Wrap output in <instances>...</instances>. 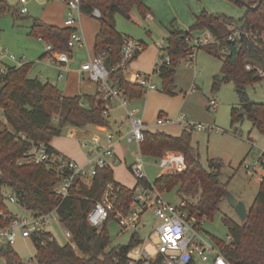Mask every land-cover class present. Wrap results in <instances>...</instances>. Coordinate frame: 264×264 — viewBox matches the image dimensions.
<instances>
[{
	"label": "trees",
	"instance_id": "16d2710c",
	"mask_svg": "<svg viewBox=\"0 0 264 264\" xmlns=\"http://www.w3.org/2000/svg\"><path fill=\"white\" fill-rule=\"evenodd\" d=\"M233 1L246 7L245 14L239 20L203 11L189 31H171L164 53L170 62L159 64L154 73L158 72L163 80V92L174 95L177 67L188 55L187 39L190 33L210 30L220 44H210L200 49L219 59H222L220 49L223 46L230 51L227 58L222 59L225 77L220 81L218 76L215 77L213 90L218 88L221 81L233 82L239 103L231 109L232 125L247 118L253 128L264 135V103L253 102L247 93L249 84L264 80V46H257L245 37L236 42L226 40L232 21L241 23L248 31H264V0ZM94 7L101 12L95 54H101L111 76L119 78V86L129 101L143 98L146 93L143 86L129 81L125 70L113 69L121 61L122 47L127 38L117 29V16L131 19L134 8L146 16L148 7L144 0H81L82 13L91 15ZM11 11L16 20L17 10L6 0H0V17ZM72 31V27L49 25L39 19H35L31 27V35L42 36L56 50L70 54L72 50L67 44ZM247 64L252 65L250 70ZM30 68L31 63L13 66L0 61V224L7 223L2 214L10 218L15 216L6 204L3 189L8 187L17 202L30 213L43 215L57 208L60 223L72 233L76 247L71 243L60 244L50 231L35 234L32 238L36 248L34 264H145L141 260L131 263L129 256L130 251L142 242L138 232L133 233L128 248L121 250L122 245L110 247L108 225L115 220L113 215L101 230L88 222V214L103 197L109 182L121 187L116 202L119 207H127L133 199L136 187L130 188L117 182L113 168L100 169L90 184L80 177L75 178L69 196L62 200L54 193L60 182L55 172L44 164H18V160L32 147L29 140H15L18 134H25L27 139L35 142L46 143L49 150L55 152L50 143L62 134L65 126L86 128L89 125H109V119L103 115L105 100L100 91L96 96H65L57 85L30 78ZM192 133V129H184L181 135L174 136L162 131L145 130L140 150L143 156L154 158L161 157L167 150L184 154L187 161L184 171L163 174L154 182L164 186L167 193L177 189L180 199L187 201L189 213L204 222L205 219H213L226 200L227 185L221 181L224 160L209 159L208 167H204L200 152L193 145ZM224 223L229 240L213 239L227 260L231 264H264V177L248 209L246 220L240 223L226 216ZM84 225L90 237L86 236ZM0 255L7 264H25L11 245H1ZM161 262V257H158L150 264Z\"/></svg>",
	"mask_w": 264,
	"mask_h": 264
},
{
	"label": "built area",
	"instance_id": "2783aa9c",
	"mask_svg": "<svg viewBox=\"0 0 264 264\" xmlns=\"http://www.w3.org/2000/svg\"><path fill=\"white\" fill-rule=\"evenodd\" d=\"M65 1L67 4L65 26L73 28L67 45L69 49L74 50L85 45L84 35L79 30L82 14L81 0ZM20 2L22 4L20 12L22 14L28 13L27 0H20ZM91 15L99 18L101 17V12L97 7H94ZM146 17L153 18L150 13H147ZM229 29L230 33L226 38L228 42H236L245 37L253 41L257 46H264V31H248L243 28L241 23L236 21H232L229 24ZM39 40L45 44L48 60L51 63L57 62L60 64L61 72L58 78L62 79L64 71L67 70L68 63L71 60L70 53L56 50L42 36H39ZM187 40L189 47L186 61L190 65L195 62L197 52L201 47L210 44H220V41L208 29L198 36L190 35ZM166 47L167 39H163L159 43L161 63L170 62L169 57L164 55ZM142 49L140 41L126 38L121 51V61L113 70L127 69ZM229 53V49L225 46L220 49V54L224 60ZM3 57H8L13 62H19L18 58L8 51H5V54H0V61H3ZM246 67L250 70L252 65L247 64ZM81 72L85 73L89 80L98 85L99 91L105 100L103 115L109 118L112 109L111 104H117L126 112L129 123L128 128L124 130L123 126L119 125L117 131H109L104 136L94 134L90 139H83L81 145L88 155L87 162L83 164L70 159L63 153L50 151L46 143L35 142L27 139L25 134H18L15 140H29L32 146L18 160V164L25 162L44 164L49 170L55 172L60 177V182L55 187L54 193L63 200L69 196L75 178L80 177L84 182H87L97 175L100 169L113 168L114 165L120 162L117 155L118 145L135 144L139 147V151L135 154V160L130 166L131 173L137 178L133 199L127 207H119L116 202L121 187L115 185L114 182H109L103 197L96 202L88 214L90 225L101 230L102 226L113 215L122 230H131L134 233L138 232L140 226L143 225L144 215L151 213L153 220H157V224L146 237L142 238V242L132 249L135 256L132 257L129 254L131 263H137L141 260L145 264H150L155 258L161 257V264H190L191 262L196 263L197 260H212L214 264H231L218 246L208 241L206 242L203 238L201 231L203 230L204 222L189 213L187 201L180 199L178 203H173L166 200L164 195L167 190L165 187L158 186L154 182L155 180L150 181L148 179L146 162L140 150V144L144 140V132L147 130V125L143 117L140 116L138 109L132 107L128 98L123 94L119 86V78L111 76V71L105 65L103 56L95 54L82 64ZM152 76L153 73L135 74L133 83L143 86L146 92L157 89ZM217 107L218 102L215 99H210L209 109L215 110ZM167 122L175 123V120L160 117L157 124L161 125ZM179 123L185 129L219 132V128L216 125L189 121L186 115H182ZM70 135H73V133L71 132ZM157 159L158 161L155 165L162 171L159 176L166 173L182 172L187 168L186 158L181 152L167 150ZM246 170L249 175H256L262 180L264 177V151L256 163L246 166ZM7 199L13 202L16 201V197L11 193L7 194ZM2 215L3 220L7 223L5 225L0 224V246L4 244L13 246L19 238L32 239L35 234L49 231L53 221L59 220L57 218V208L43 215L30 212L28 215H15L12 218ZM64 234L66 238L72 240V233L68 229H64ZM153 234L156 238L154 242L150 239ZM71 244L76 247L74 242ZM149 246L154 250L153 252L147 249ZM34 263V256L28 262H25V264Z\"/></svg>",
	"mask_w": 264,
	"mask_h": 264
},
{
	"label": "rangeland",
	"instance_id": "374dc122",
	"mask_svg": "<svg viewBox=\"0 0 264 264\" xmlns=\"http://www.w3.org/2000/svg\"><path fill=\"white\" fill-rule=\"evenodd\" d=\"M6 1L17 10V17L22 15L20 12L21 5L19 4V0ZM166 1V3H160L161 14L159 16L157 15V29L150 23L151 21L146 20L150 18L143 16L138 8L132 10L131 19L118 15V28L121 32L129 34L135 40L145 41L152 49L155 47L154 41L158 40L160 43L164 37L166 39L169 37L170 33L167 29H172V31H189L195 24L197 16L194 17L193 13L187 11V9L189 10L187 1L192 6L200 7L202 12L207 11L210 14L225 15L234 20H239L246 12V7L237 4L233 0ZM64 2L65 0H27L26 6L29 13L22 15L25 18L19 19V17L18 20L15 21L12 11L2 15L0 17V47L3 50L1 53L5 54V51H8L10 54L17 57L19 61L31 63L29 71L33 74L40 65H44L48 61V58H42V54L46 53L44 44L39 41L36 36L31 35V27H29L30 21L37 16H43L51 6L56 9L58 5ZM150 14L154 16L153 13ZM203 31L204 30L201 32L193 31L190 35L198 36ZM159 54L160 50L158 52V55ZM186 58L182 59L177 67L175 81L176 91L174 95L163 92V80L158 72L154 73L155 83L158 88L156 92L166 97L164 100H154L151 103V107L155 105L158 106L157 110H160L157 112V115L155 113V117L157 119V117L161 115L162 117L173 119L178 128H180V126L183 127L179 123L182 115H186L189 121L216 125L219 128V132L213 130H193V144L200 152L201 163L204 167H208L209 159L220 158L224 160L221 181L227 185L228 192L238 200L243 201L246 206L250 208L259 192L261 180H259L256 175H249L246 166L256 163L262 155L264 148L260 149L261 147L259 148L258 144L264 145V135L253 128L251 121L247 118L238 122V124L232 125L231 109L239 103L235 84L233 82L221 81L219 82L218 88L213 90L215 77L219 75L218 80H222L220 76L223 68L222 59L216 58L202 49L197 52L195 62L192 65L185 61ZM3 61L10 65L15 64L8 57H3ZM133 61L129 65V68L133 65ZM198 64V74L195 75L193 69L198 68ZM153 72L154 70L150 71V73ZM247 93L253 102L264 103V80L249 84L247 86ZM210 99H215L218 102V107L215 110L209 109ZM133 105L135 106H133L134 108L137 107L145 113L144 106L146 105V96L143 97V100L134 102ZM79 129H82L78 128V131L82 132ZM72 131L75 130L71 126H65L62 134L55 137L53 141L63 146L69 140L77 139L78 136L76 138L70 136V132ZM90 132L98 133L99 131L92 128ZM93 135L94 134L88 135L86 138L90 139ZM250 136L254 138V141H257L258 144H252L249 139ZM125 150H128L126 161L114 165V176L127 186L134 187L137 178L130 172L129 166L134 162L133 153L138 149L136 145L128 144ZM144 161L146 162L148 179L154 181L162 173L161 169L155 165L158 159L144 156ZM86 183L90 184V181ZM3 191L6 194V204L12 213L17 216L29 214V212L17 202V199L14 202L7 199V194H13L10 188L5 187ZM164 196L166 200L173 203H178L180 201L177 189H174L170 193H166ZM55 216L57 217V215ZM226 216L232 218L236 222H242L226 199L220 205V210L215 217L213 219H205L203 223L201 234L206 242L208 241L218 246L213 237H217L223 241L229 240L228 229L224 223V217ZM143 220V225L138 229L142 238L146 237L157 224V220H153L151 213H146ZM64 229L65 228L59 220L53 221L52 225L49 227V231L60 244L73 243V240L66 238ZM108 230L111 236L110 247L130 243L133 231L122 230L117 220H113L109 223ZM150 239L153 242L156 241L155 235L153 234ZM12 247L24 262H28L33 256L35 257L36 248L32 239L19 238ZM147 249H150L152 252L154 251L150 246L147 247ZM130 256H135L133 250L130 251ZM210 262L213 263L212 260H210ZM0 264H7L6 259L1 255Z\"/></svg>",
	"mask_w": 264,
	"mask_h": 264
},
{
	"label": "crops",
	"instance_id": "0c3cea01",
	"mask_svg": "<svg viewBox=\"0 0 264 264\" xmlns=\"http://www.w3.org/2000/svg\"><path fill=\"white\" fill-rule=\"evenodd\" d=\"M65 2L61 5H58L56 9L51 6V8L43 16H37L33 18L30 21L29 27L33 26L35 19L42 20L43 22L49 25L65 27V19H66V14H67L66 13L67 4ZM166 2H167L166 0H144L145 5L148 7V13H153L154 15L152 16L153 17L152 19H146V20L151 21L150 23H152L156 29H157L156 21L158 20L157 19L158 16L161 14L160 13L161 12L160 3H166ZM19 4L22 6L20 0H19ZM187 4L189 6V10L187 9V11H190L191 13H193L194 17L198 16L202 12L200 7L192 6L190 3H188V1H187ZM193 7H196V8H193ZM26 14H22V15H26ZM22 15L19 16L20 18L17 17L16 20H18V18L19 19L25 18ZM117 21H118V16H117ZM117 29L120 31V29L118 28V24H117ZM79 30L84 35L85 45L83 47H78L72 50L70 54L71 60L68 63L67 70L64 71V77L62 79L58 78L59 73L61 72L60 64L57 62L51 63L49 60H48L49 62L48 61L46 63L44 62L45 63L44 65H40V67L35 72H33V74H31V72L29 71L28 76L30 78H37L43 83L50 82L54 85H57L62 90L65 96H77V95H80L83 97L96 96L99 91V87L96 83L89 80L85 73L81 72V66L83 63H85L87 60H89L91 57L95 55V50H94L95 39H96V35L100 31L99 18H95L90 14L82 13L80 17ZM167 30L169 31V33L172 31V29H167ZM121 33L125 35L127 38H132L129 34H126L125 32H121ZM37 38L39 40V37ZM164 39L166 38L164 37ZM140 42L142 43L143 49L139 51V53L137 54L136 58L133 61V65L130 68L128 67L124 71L126 78L131 82H133V78L135 74H141V73L152 74L150 73V71L154 70L155 72L157 66L161 64L160 54L158 55L159 41L158 40L154 41L155 47H153L152 49L151 47L148 46V43H146L145 41L140 40ZM42 43L44 44V42ZM44 48H45V44H44ZM1 51L3 50L0 47V54H1ZM44 57L47 58V53L42 54V58ZM13 63H15V64H12L13 66H19V65L25 64L22 61L13 62ZM197 67L198 68L193 69L195 72V75L198 74L197 70H199V64ZM154 72H153L152 80L155 83ZM222 75L224 74L222 73L220 76ZM224 77L222 79H224ZM156 91H158V88L155 90H149L145 93L144 95V97L146 96V105L144 106L145 113H143L139 108L136 107L139 111L140 116L143 117L147 125V130L148 131H162V132L174 135V136L181 135L185 128L179 125L180 128L182 129L181 130L180 128L176 126L177 125L176 123L167 122L161 125L157 124L158 119L162 116L159 115V117H157L156 119L155 113L157 115L158 114L157 112L160 110H157L158 106L154 105L151 107V103L154 100H164L166 97H164L163 95L157 94ZM141 100H143V98L130 101V103L133 107L134 102H138ZM84 101L87 103V100H84ZM111 107H112L111 114H110V117L108 118L109 125L107 127L89 125L86 128H81L82 130L79 129L82 132H79L78 128L72 127L75 131H72L73 135H70V136H72V138H76L78 136L77 139H71L67 143H65V145L63 146L60 145L59 143H55V141L52 140L53 142L51 141L50 145L53 147V149L56 152L63 153L66 156H68L70 159L75 160L78 163L83 164L87 162L88 155L86 153V150L81 145V141L83 139H85L88 135H91V134H99L101 136H104L109 131H117L119 129V125H122L124 130H126L129 126L125 110L117 106V104H111ZM92 128L97 129L102 134L99 132L91 133L90 129ZM249 139L252 142V144L253 143L258 144V142L257 141L255 142L254 138H252L251 136ZM258 145H259V148L261 147L260 149L264 148L263 144H258ZM126 147H127V144H121V145H118L117 147V155L119 156L120 163L122 161H126V154L128 153V150L127 151L125 150ZM137 149L138 150L135 153H133L134 160H135V154L139 151L138 146H137ZM130 166H129V169H130ZM115 180L121 183L122 185L127 186L124 182L119 181L116 178ZM127 187H130V186H127ZM130 188H133V187H130ZM247 209H249V207H247ZM196 264H213V263L210 261L197 260Z\"/></svg>",
	"mask_w": 264,
	"mask_h": 264
},
{
	"label": "water",
	"instance_id": "95a60500",
	"mask_svg": "<svg viewBox=\"0 0 264 264\" xmlns=\"http://www.w3.org/2000/svg\"><path fill=\"white\" fill-rule=\"evenodd\" d=\"M224 77V75L221 76V79ZM226 199L230 203V205L233 207L239 218L242 222H244L247 218L248 209L246 207V204L243 201L238 200L236 197H234L230 192L227 191L226 193ZM83 230L87 237H90V234L86 228V226H83ZM128 244H124L120 247L121 250H125L128 248Z\"/></svg>",
	"mask_w": 264,
	"mask_h": 264
}]
</instances>
